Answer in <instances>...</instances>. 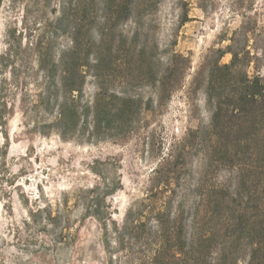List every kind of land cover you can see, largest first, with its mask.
Masks as SVG:
<instances>
[{
  "label": "rangeland",
  "instance_id": "obj_1",
  "mask_svg": "<svg viewBox=\"0 0 264 264\" xmlns=\"http://www.w3.org/2000/svg\"><path fill=\"white\" fill-rule=\"evenodd\" d=\"M70 1L76 0H0V54L7 29L25 31L34 18L43 23ZM78 1L92 3L80 20L82 32H89L94 49L110 52L103 61L107 72L86 78L81 104L125 96L135 101L130 122L118 134L62 140L55 131L39 133L35 128L50 116L37 114L33 124L17 95L13 113L0 124V264H146L161 199L193 188L203 171L209 187L234 177L208 162L200 147L190 151L184 144L190 131L210 122L204 66L214 52L230 39L250 55L262 47L264 0ZM68 44L57 38V53ZM173 54L188 57L190 68L181 89L161 102L155 72ZM229 61L226 54L220 62ZM201 70L203 83L191 91ZM254 73L250 67L248 75ZM175 155L183 164L172 176L163 160ZM95 186L117 187L105 201L116 224H107L106 239L102 223L85 211L87 191Z\"/></svg>",
  "mask_w": 264,
  "mask_h": 264
},
{
  "label": "trees",
  "instance_id": "obj_2",
  "mask_svg": "<svg viewBox=\"0 0 264 264\" xmlns=\"http://www.w3.org/2000/svg\"><path fill=\"white\" fill-rule=\"evenodd\" d=\"M91 5L70 1L43 23L36 17L25 31L7 29L0 54V124L13 113L17 95L23 116H30L33 124L37 114L50 116L48 123L34 128L41 134L55 131L62 140L87 134L88 141L109 130L118 134L129 124L135 101L125 96L81 104L86 78L107 72L103 61L110 56L109 51L94 49L89 32H82L80 20ZM62 36L69 44L57 53L55 42ZM230 42L204 66L210 122L190 131L184 145L190 151L200 147L208 162L233 171L234 177L209 187L203 171L193 188L163 197L166 200L161 199L153 213L154 253L146 264H264V75L259 71L264 43L250 55L238 49L234 39ZM226 54L230 61L222 64ZM250 67L253 76L248 75ZM189 68L188 57L173 54L165 69L155 72L159 101L181 89ZM202 75L201 70L192 78L191 91L201 87ZM163 164L176 176L183 163L175 155ZM170 179L178 185L177 177ZM116 189L92 187L84 203L86 213L102 223L105 239L107 224L116 227L105 202Z\"/></svg>",
  "mask_w": 264,
  "mask_h": 264
}]
</instances>
